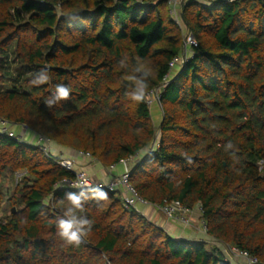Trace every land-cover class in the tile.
<instances>
[{
    "label": "trees",
    "instance_id": "obj_1",
    "mask_svg": "<svg viewBox=\"0 0 264 264\" xmlns=\"http://www.w3.org/2000/svg\"><path fill=\"white\" fill-rule=\"evenodd\" d=\"M182 17L197 45L174 67L185 42L170 0H0V120L107 168L127 161L143 200L199 205L212 242L177 239L103 190L81 213L91 231L65 246L66 195L93 191L57 189L75 177L60 156L0 134V264H232L221 246L264 264V0H189ZM58 84L70 98L48 107ZM159 88L153 145L147 96ZM20 170L5 215L1 180Z\"/></svg>",
    "mask_w": 264,
    "mask_h": 264
},
{
    "label": "rangeland",
    "instance_id": "obj_2",
    "mask_svg": "<svg viewBox=\"0 0 264 264\" xmlns=\"http://www.w3.org/2000/svg\"><path fill=\"white\" fill-rule=\"evenodd\" d=\"M188 1L189 0H170L171 13H172L174 19L176 20V22L178 23V25L180 26V28L182 30L183 37H184V42H185L183 55H182L181 58H179L177 60V62H176L177 66L178 65H181V66L184 65L185 62L191 56V48L188 47V45L186 44L187 43L186 41H187V38L189 36H193V35H192L191 32L188 31V29H187V27H186V25L184 23L183 17H182L183 7L186 4V2H188ZM200 1L201 2H206V3L210 2L209 0H200ZM211 1H214V0H211ZM194 39H195V37H194ZM173 69L175 70V68H173ZM160 92H161V88L150 92L148 94V96H147V100H148V103L150 105L151 114H152V124L157 128V138L154 141L153 145H156V142L159 140V137H160V135H159V127H160V124L162 123V119H163V111H162V107H161V104H160ZM17 126L10 125V126L7 127V129L10 130V131H13L17 137H19V138H21L23 140H27V142H29L30 144H34V145L40 146V142H41L40 139L41 138H40V136L38 134H35L33 131H31V130H29V129L21 126V125H20L21 130L19 131V128L17 129ZM0 128H2V125L0 126ZM28 132H29V135H27ZM42 146H47L48 150H51V153L54 156H60L59 155L60 154V152H59L60 150H58V147H57L58 145L53 143L52 141L50 143H48V144L44 143V144H42ZM85 155H87V154H85ZM62 158H66V157L62 156ZM90 158H92V157H90ZM66 159H72V158H66ZM261 168H264V165H262ZM74 169L77 172L81 171V170H85V172L89 175V177H91V179L94 182H96V183L97 182L110 183L111 181L115 180V178H116V177H114L113 179H111L108 182L100 181V180L96 179L94 177V175L89 173L86 170V168L77 169V162H76V165H75ZM109 170H113V168L109 167ZM28 175L29 174H28L27 170H20V171H17L16 173H14V174H8L7 177H5V178H3L1 180V182H2V190H3V193H4V196H3L4 204L2 206V210L4 211L3 214L8 215V212H7L8 206H7L5 201L8 198H12V197L18 198L23 193L24 181L28 177ZM118 191H121V193L120 192L119 193H120L121 198H122V196L124 195V189L121 187L120 190H118ZM139 206H142V205H139ZM151 207L160 210V208H158L156 205H153ZM160 213L167 220H169L167 218V216L161 210H160ZM196 214H198V210L197 209L193 210L192 212H190V213H188L186 215V217H187V219L189 221V224H190L187 227H191V230L194 229V231H195V230H197V227L199 226L203 230V227H202L203 226V222L201 220L198 221V215L196 217ZM170 221L175 223L177 220H171L170 219ZM178 224H181V223L178 222ZM181 225H183V224H181Z\"/></svg>",
    "mask_w": 264,
    "mask_h": 264
},
{
    "label": "built area",
    "instance_id": "obj_3",
    "mask_svg": "<svg viewBox=\"0 0 264 264\" xmlns=\"http://www.w3.org/2000/svg\"><path fill=\"white\" fill-rule=\"evenodd\" d=\"M211 1V0H209ZM232 1V0H229ZM187 45L189 46H196L197 42L195 41L193 36H189L186 41ZM189 43V44H188ZM179 58L175 59L172 63L174 66ZM2 128H0V134L9 135L10 137L16 138L20 140L21 142H24L26 140H23L15 135L13 131H10L7 129L8 126H10L7 122L2 121L1 123ZM27 129H29L26 125H21ZM6 127V128H5ZM40 148L48 155V156H54L51 153V150H48L47 146H42L44 143H50L51 140H49L46 137L40 136ZM83 154V153H82ZM89 157L90 155L87 154ZM56 157V156H54ZM57 163L66 168L67 170L74 171L75 177L70 179L66 178L60 183L56 185L57 189H63V188H73L77 190H92V188L99 189L100 191L108 190L111 192H115L120 190L122 187L124 189V195L122 196V199L126 206L134 207L138 210L139 205L144 206H153L149 202L143 200L136 188L132 185L130 182V166L127 161H122L121 164L125 166V171L122 175L119 177H116L115 180L111 181L110 183H103V182H94L91 177L85 172V170L76 171L75 165L76 162L74 159H66V158H60L57 160ZM115 166H112L111 168H114ZM160 208V210L167 216V218L170 220H177L176 222L181 223L185 226H189V221L186 217V215L190 212L191 209H187L184 207L179 201H173L171 203H166L163 206H157ZM204 229L206 230L205 224L203 223ZM241 256L245 257L248 260L249 264H259L258 260L255 258L250 257L245 252H238Z\"/></svg>",
    "mask_w": 264,
    "mask_h": 264
},
{
    "label": "clouds",
    "instance_id": "obj_4",
    "mask_svg": "<svg viewBox=\"0 0 264 264\" xmlns=\"http://www.w3.org/2000/svg\"><path fill=\"white\" fill-rule=\"evenodd\" d=\"M45 74L41 75L38 79H33L31 84L41 85L48 81V75L46 71ZM130 79H134L130 77ZM148 84L141 81H137V90L130 96L135 102H141L146 94ZM71 88L64 84H58L50 98H48L45 103L48 107H52L59 103L61 100H68L70 98ZM229 147L232 144L229 143ZM94 193L93 197H85L83 191L78 196L74 193H68L66 195V200L68 202V207L63 209V216L68 217L64 219L58 217L56 220L57 235L63 241L65 246H79L82 243L84 237L88 235L93 226V221L88 219L87 216L82 215L84 212V204L88 200H107V193L105 191H100L99 189L92 188ZM81 197H84L82 202Z\"/></svg>",
    "mask_w": 264,
    "mask_h": 264
},
{
    "label": "crops",
    "instance_id": "obj_5",
    "mask_svg": "<svg viewBox=\"0 0 264 264\" xmlns=\"http://www.w3.org/2000/svg\"><path fill=\"white\" fill-rule=\"evenodd\" d=\"M1 123L2 121L0 120V126H1ZM18 128L20 131L21 130L20 126H17V129ZM27 135H29V132ZM57 147H58V150H60L59 151L60 157L64 156L66 158L74 159L77 162V169L86 168V170L89 173L94 175V177L100 181L108 182L114 177H119L125 171V166L123 164L116 165L113 168V170H109V168L104 167L100 162L96 161L93 158L88 157L85 154L61 147L59 145ZM118 192L121 193V191H118ZM195 209L198 210V214H196V217L198 215V221H200L201 220L200 206L199 205L196 206L194 209L190 210V212H192ZM138 211L141 212L146 217H148V219H150L153 223L165 229L167 232H169L171 235H173L177 239H187L190 241L207 240V241L212 242L211 238L207 235L206 230L204 229V226H202L203 230L199 226L197 227V230L195 231L194 229L191 230V227H187V226L178 224L177 222L174 223V222H171L170 220H167L160 213L159 209L152 208L151 206H144V205L138 206ZM221 249L223 250L226 258L232 264H249L248 260L245 257L241 256L238 252L228 251L227 248H225L224 246H221Z\"/></svg>",
    "mask_w": 264,
    "mask_h": 264
},
{
    "label": "water",
    "instance_id": "obj_6",
    "mask_svg": "<svg viewBox=\"0 0 264 264\" xmlns=\"http://www.w3.org/2000/svg\"><path fill=\"white\" fill-rule=\"evenodd\" d=\"M152 149V148H151Z\"/></svg>",
    "mask_w": 264,
    "mask_h": 264
}]
</instances>
